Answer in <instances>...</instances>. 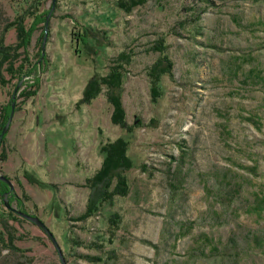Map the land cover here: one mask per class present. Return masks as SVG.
<instances>
[{
    "label": "rangeland",
    "instance_id": "rangeland-1",
    "mask_svg": "<svg viewBox=\"0 0 264 264\" xmlns=\"http://www.w3.org/2000/svg\"><path fill=\"white\" fill-rule=\"evenodd\" d=\"M30 1L0 0V38ZM43 31L29 49L39 71L28 81L39 78V87L20 86L0 175L14 184L13 205L51 230L67 264H264V0H148L131 13L117 0H57L39 60ZM161 38L174 68L154 103L147 71L160 54L148 50ZM4 39L14 45L15 29ZM121 52L132 57L122 95L131 134L112 124L105 87L78 105ZM16 83L0 87V126ZM119 138L134 162L130 193L78 221L100 149ZM0 210L20 239L19 251L0 245V264H62L36 225Z\"/></svg>",
    "mask_w": 264,
    "mask_h": 264
},
{
    "label": "trees",
    "instance_id": "trees-1",
    "mask_svg": "<svg viewBox=\"0 0 264 264\" xmlns=\"http://www.w3.org/2000/svg\"><path fill=\"white\" fill-rule=\"evenodd\" d=\"M147 2L148 0H117V7L126 13H131L137 7L146 5ZM43 5L44 0H31L30 6L26 11L16 16L13 21L8 22L4 26L0 38V87H6L13 81H17V86L22 79H26L25 83H29V88L37 90L39 87V78H35V81L32 83L28 81L34 75L36 76L39 71V63L38 61H31L29 57V49L31 47L34 33L41 25H44L46 17L51 9L41 11ZM29 19L32 20L30 26L27 25ZM10 29H15L16 31L17 42L14 45L5 44L4 36ZM43 37L44 31L41 34L42 41ZM90 38L89 33L82 35L81 43L83 46L89 45ZM168 49L165 40L161 38L158 39L148 50L149 52L160 54L159 58L147 71L151 87V98L154 103L162 97V89L160 87L162 77L173 75L174 64L167 54ZM38 59H41V49L38 54ZM131 62L132 57L130 53L121 52V54L115 59L107 76H95L87 83L83 92V98L78 103L79 106L84 104L90 105L100 96L103 87H105L107 89L108 103L112 106L111 122L113 125L126 130L128 134L133 133L135 127L130 126L127 122L122 95L124 88V75L127 66H129ZM33 95H35V91L33 93H26L27 97ZM10 112L11 106L4 108V113L2 115L3 123L0 126V134L9 118ZM2 143L3 141H0V147ZM129 145L130 143L128 140L119 138L101 147V153L104 155L102 166L93 177L86 181V186L91 190V196L89 198L86 213L78 217V221H86L92 215H95L101 204L111 202L115 197L123 198L129 195L131 187L126 173L134 168V162L128 155ZM5 158V155L2 154V160H5ZM7 190L6 185L0 182V209L2 206H5L4 199ZM23 194L24 198L29 200V197L25 193ZM16 199L15 196L14 200ZM20 207H22V204H20ZM9 215L12 214L9 213ZM4 217V214L0 212V225H3L5 231H0V245L7 249L19 251L14 243L16 240L20 239L15 233L9 231L10 227L8 221L5 220ZM11 217L12 220H16V217ZM114 218L115 220H112L111 224H114L116 228H118L119 216L116 215ZM115 231L112 232V236L115 234ZM82 258L89 261L98 260L90 256H82ZM29 263H31V260H29Z\"/></svg>",
    "mask_w": 264,
    "mask_h": 264
},
{
    "label": "water",
    "instance_id": "water-1",
    "mask_svg": "<svg viewBox=\"0 0 264 264\" xmlns=\"http://www.w3.org/2000/svg\"><path fill=\"white\" fill-rule=\"evenodd\" d=\"M56 1L57 0H53L52 1V7H51V10L50 12L48 13L47 17H46V21H45V24H44V37H43V41H42V46H41V60L44 59L45 55H46V47H47V41H48V36H49V24H50V21H51V17L55 11V8H56ZM24 82V79H22L15 91H14V94L12 95V103H11V113L9 115V118L0 134V141H3V138L6 136V134L8 133V131L10 130V127L12 125V122H13V119H14V116H15V107H16V97H17V93L19 92V89H20V86L22 85V83ZM0 182L6 184L8 187H9V190L10 191H13L15 189L14 187V184L12 183V181L6 177V176H2L0 175ZM7 196L8 194H6L5 196V199H4V202H5V205H6V208L7 209H11V205L7 199ZM18 215L20 217H22L23 219L33 223L34 225H36L50 240L51 242L53 243L55 249L57 250V253L59 255V258L61 260V263L62 264H67V261L64 257V254L55 238V236L53 235V233L51 232V230L47 227V225L39 218V217H36V216H32V215H29L27 213H24V212H18Z\"/></svg>",
    "mask_w": 264,
    "mask_h": 264
},
{
    "label": "flooded vegetation",
    "instance_id": "flooded-vegetation-1",
    "mask_svg": "<svg viewBox=\"0 0 264 264\" xmlns=\"http://www.w3.org/2000/svg\"><path fill=\"white\" fill-rule=\"evenodd\" d=\"M6 187L8 190L5 192V196H6V194H8L7 199L11 205V209H7V208L6 209L9 211V213L18 215V212H20V211L23 212V210L21 209V207L19 208L17 203H16L17 204L16 206L13 205V201H14L13 199L16 196V191H15V189L13 191H10L9 187L7 185H6ZM11 200H12V203H11ZM5 207H6V205H5Z\"/></svg>",
    "mask_w": 264,
    "mask_h": 264
}]
</instances>
